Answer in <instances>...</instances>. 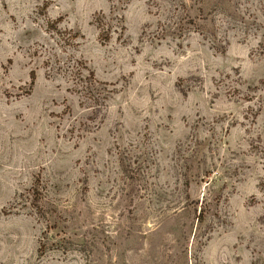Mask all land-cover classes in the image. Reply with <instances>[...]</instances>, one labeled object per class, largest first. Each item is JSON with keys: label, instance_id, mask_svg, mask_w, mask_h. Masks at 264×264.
Segmentation results:
<instances>
[{"label": "rangeland", "instance_id": "374dc122", "mask_svg": "<svg viewBox=\"0 0 264 264\" xmlns=\"http://www.w3.org/2000/svg\"><path fill=\"white\" fill-rule=\"evenodd\" d=\"M0 264H264V0H0Z\"/></svg>", "mask_w": 264, "mask_h": 264}, {"label": "trees", "instance_id": "16d2710c", "mask_svg": "<svg viewBox=\"0 0 264 264\" xmlns=\"http://www.w3.org/2000/svg\"><path fill=\"white\" fill-rule=\"evenodd\" d=\"M31 85L33 86V84H34V82H35V80H36V75H35V73L34 72H31Z\"/></svg>", "mask_w": 264, "mask_h": 264}]
</instances>
